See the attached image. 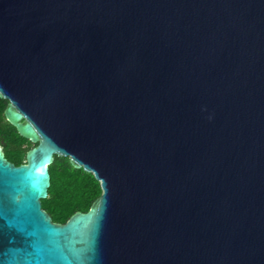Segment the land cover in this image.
<instances>
[{"label": "water", "instance_id": "1", "mask_svg": "<svg viewBox=\"0 0 264 264\" xmlns=\"http://www.w3.org/2000/svg\"><path fill=\"white\" fill-rule=\"evenodd\" d=\"M0 264H264V0H0ZM54 156L101 196L42 209Z\"/></svg>", "mask_w": 264, "mask_h": 264}, {"label": "trees", "instance_id": "2", "mask_svg": "<svg viewBox=\"0 0 264 264\" xmlns=\"http://www.w3.org/2000/svg\"><path fill=\"white\" fill-rule=\"evenodd\" d=\"M7 103L0 97V144L5 157L18 166L24 164L29 147H25L27 140L5 118ZM48 170L50 186L41 207L54 223L65 224L75 213L88 212L101 196L100 183L93 174L74 168L68 158L54 156Z\"/></svg>", "mask_w": 264, "mask_h": 264}, {"label": "flooded vegetation", "instance_id": "3", "mask_svg": "<svg viewBox=\"0 0 264 264\" xmlns=\"http://www.w3.org/2000/svg\"><path fill=\"white\" fill-rule=\"evenodd\" d=\"M1 145V144H0ZM36 146V144H33V143H31L30 141H26V143H25V147H29V149H28V151L30 150V149H32V148H34ZM1 148H2V151H3V154H4V150H3V147L1 146ZM27 151V152H28ZM26 152V153H27ZM26 153H25V155H26ZM4 157H5V154H4ZM6 158V157H5ZM25 158V157H24ZM6 160L7 161H9L7 158H6ZM24 161H25V159H24ZM9 162H11V161H9ZM12 163V162H11ZM25 163V162H24ZM14 164V163H13ZM15 165V164H14Z\"/></svg>", "mask_w": 264, "mask_h": 264}]
</instances>
